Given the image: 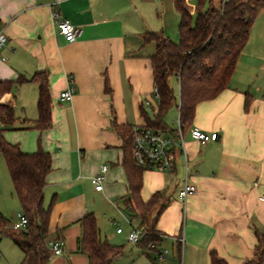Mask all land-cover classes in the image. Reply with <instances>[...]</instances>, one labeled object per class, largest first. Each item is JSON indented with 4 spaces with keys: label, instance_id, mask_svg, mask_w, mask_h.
Masks as SVG:
<instances>
[{
    "label": "crops",
    "instance_id": "0c3cea01",
    "mask_svg": "<svg viewBox=\"0 0 264 264\" xmlns=\"http://www.w3.org/2000/svg\"><path fill=\"white\" fill-rule=\"evenodd\" d=\"M51 2L0 0L5 35L0 81L27 79L0 98L16 117L2 136L23 152L42 149L50 156L42 205L49 208L48 240L62 243L61 255L50 257H56L52 264H65L59 258L64 254L66 264H88L78 248L83 216H94L100 240L109 244H132L127 234L138 228L125 200L129 188L123 143L115 127L154 118L143 101L149 99L156 112L150 64L155 46H141V34L161 32L177 42L180 16L175 0H59L52 7ZM53 10L81 28L75 41L68 43L58 34ZM262 12L250 27L227 87L195 106L188 129L215 132L217 139L200 144L187 129L186 161L178 151L173 172L142 170L141 199L160 192L164 200L155 221L159 240L151 249L158 258L169 253L179 264H210L213 252L226 264H243L253 257L257 234L264 235V200L259 198L264 192V16L257 18ZM36 72L47 76L51 106V126L42 131L31 127L38 89L28 79ZM170 80L178 89L177 80ZM69 84L75 86L74 94L61 102L59 93ZM171 109L176 124H168L166 115L164 123L174 128L178 112ZM185 162L196 192L183 203L178 190ZM102 165L107 170L102 189L96 191L90 178Z\"/></svg>",
    "mask_w": 264,
    "mask_h": 264
},
{
    "label": "trees",
    "instance_id": "16d2710c",
    "mask_svg": "<svg viewBox=\"0 0 264 264\" xmlns=\"http://www.w3.org/2000/svg\"><path fill=\"white\" fill-rule=\"evenodd\" d=\"M208 1V6L203 8L204 0H198L192 15L184 0H175L174 8L180 16L177 42L161 32L141 34V46L148 42L155 46L150 64L158 99L154 118L148 119V126L172 130L164 123V117L171 108L178 106V123L185 132L195 106L216 97L227 87L237 58L248 40L250 27L257 14L264 11V0H220L218 7ZM170 78L177 80L178 104ZM28 80L34 81L38 89L37 117L31 127L38 131L48 129L51 126V106L47 76L44 72H36ZM25 81L27 79L23 76L14 81H0V98ZM15 121L13 108L0 102V156L10 177L19 212L27 219V226L14 229L0 212V238L8 237L23 253L20 264H47L51 257L47 246L49 208L42 205V190L51 167L50 156L42 149L23 152L17 144L7 142L2 133L12 128ZM115 129L123 143V166L129 188L126 204L139 220L138 229L141 230L137 245L144 250L150 249L149 245L159 240L155 221L164 208V200L160 192L152 194L147 201L141 199L142 170L132 160L131 126H116ZM80 227L78 248L87 257L88 264H110L123 254L122 246L100 240L91 213L81 218ZM209 263L226 264L213 252L209 255ZM243 264H264L263 234H257L253 257Z\"/></svg>",
    "mask_w": 264,
    "mask_h": 264
},
{
    "label": "built area",
    "instance_id": "2783aa9c",
    "mask_svg": "<svg viewBox=\"0 0 264 264\" xmlns=\"http://www.w3.org/2000/svg\"><path fill=\"white\" fill-rule=\"evenodd\" d=\"M59 0H52L50 6H55ZM186 2V0H184ZM51 18L57 26V32L68 43L75 41L81 34V28L71 24L66 19H61L56 10L51 12ZM5 35L3 30L0 29V48L4 45ZM0 59L4 60L0 55ZM75 91V86L69 84L66 89L59 93V100L70 101ZM152 97L158 99L157 89L155 86L152 88ZM144 107L152 115L155 114L153 110L154 106L149 99L143 101ZM178 112V106H177ZM184 133L177 121L176 127L170 129L155 128L148 126L145 123L131 126V156L134 165L141 170H156L159 172H173L175 168V154L180 151L183 153L186 161V152L184 144ZM189 137L204 144L209 141H215L217 139V133L211 132L209 134L199 130L196 127L188 129ZM107 170L106 165H102L97 174L90 178V183L93 185L94 190L100 191L102 189V183L105 178V172ZM196 192V186L188 182L186 176V162H185V176L182 184L178 190V196L184 203L187 196ZM260 200H264V192L260 195ZM27 226V219L21 213L16 214V221L13 223L14 229H25ZM116 233L121 232L120 227H116ZM141 237V230L138 228H132L127 234V241L132 244H137ZM47 246L52 256L61 255L62 243L59 240H49ZM155 244L149 245L150 249H153ZM163 254V253H162ZM161 259L163 255L159 256Z\"/></svg>",
    "mask_w": 264,
    "mask_h": 264
},
{
    "label": "rangeland",
    "instance_id": "374dc122",
    "mask_svg": "<svg viewBox=\"0 0 264 264\" xmlns=\"http://www.w3.org/2000/svg\"><path fill=\"white\" fill-rule=\"evenodd\" d=\"M197 1L198 0H186V7L194 10ZM219 1L220 0H211V4L218 7ZM208 3V0H204L203 8H206ZM261 16H264V12L260 13L257 18H260ZM170 85L172 86L174 95L178 101V89L175 85V81L170 80ZM175 116V110H169L166 114V122L170 125H175ZM18 208L19 205L13 192L10 177L3 159L0 156V211L7 219H9L10 223L13 224L16 221L17 212L20 211ZM111 245L122 246L124 252L122 255L116 257L110 264H179V261L175 258H171L169 253L165 254L164 259H160L155 251H151V249L144 250L134 244L125 245L116 241ZM22 258V252L8 237L3 236L0 238V264H20ZM59 258L66 264V254ZM54 259H56V257L50 259L47 264H52Z\"/></svg>",
    "mask_w": 264,
    "mask_h": 264
}]
</instances>
